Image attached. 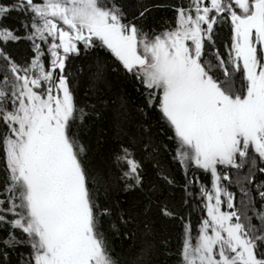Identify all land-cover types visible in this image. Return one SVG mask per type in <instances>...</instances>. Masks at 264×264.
I'll list each match as a JSON object with an SVG mask.
<instances>
[{
    "label": "snow or ice",
    "instance_id": "obj_1",
    "mask_svg": "<svg viewBox=\"0 0 264 264\" xmlns=\"http://www.w3.org/2000/svg\"><path fill=\"white\" fill-rule=\"evenodd\" d=\"M161 255L264 264V0H0V264Z\"/></svg>",
    "mask_w": 264,
    "mask_h": 264
},
{
    "label": "trees",
    "instance_id": "obj_2",
    "mask_svg": "<svg viewBox=\"0 0 264 264\" xmlns=\"http://www.w3.org/2000/svg\"><path fill=\"white\" fill-rule=\"evenodd\" d=\"M172 16V12L170 10H166V11H161V10H157L154 13V21L155 22H159L162 19H166ZM225 37L227 36V30H224ZM12 51V50H11ZM13 53V52H12ZM114 91L116 90L115 88L113 89ZM128 91L131 92V88H128ZM133 99H136L135 94L133 93ZM130 131L135 132L136 129L134 127H130L129 128ZM96 133H103V140L102 142L97 145L95 142V139H93L92 141V153L91 155L93 156L94 162L101 165V166H107L111 163L110 160V155H111V148L113 147V132L111 130V126L108 123H103L101 125H99V127H97L94 130ZM158 130L156 128L153 129V132L156 133ZM157 138H161L163 142H167V137L164 135H160ZM163 159H165L166 161H168L169 163L171 162V157L165 155L163 157ZM173 169L176 171V174L178 176H180V172L178 171V169L176 168V166H172ZM206 181V178H203ZM115 195L119 196L121 199H123L124 194L123 193H119L117 192ZM197 215H199V213H197ZM172 231L175 233L172 235ZM179 229L177 227H173V226H169V231L167 233H165L166 236H170L171 238V247L173 249H175L177 246L173 243L174 242V237H176L177 233H178ZM115 245H116V253L120 254L122 251L126 250L127 248H121L120 247V241L116 240L115 241ZM21 251H26L25 249H21ZM121 255V254H120ZM161 264H175V259L174 258H165L163 255L159 258Z\"/></svg>",
    "mask_w": 264,
    "mask_h": 264
},
{
    "label": "rangeland",
    "instance_id": "obj_3",
    "mask_svg": "<svg viewBox=\"0 0 264 264\" xmlns=\"http://www.w3.org/2000/svg\"><path fill=\"white\" fill-rule=\"evenodd\" d=\"M159 2L161 3H164V2H171V0H159ZM175 2L179 3V0H175ZM161 11H166L167 9H160ZM225 38V34H222V39ZM12 52H13V55L17 56V58H22L23 55H24V52H25V45L21 44V45H16V46H13L11 48ZM161 138H157L156 142L157 143H160L161 142ZM174 170V169H173ZM175 171V170H174ZM197 215V214H196ZM198 216V215H197ZM195 219V217H194ZM175 234L173 231H172V235ZM176 246H177V240H176V237H174V242H173ZM123 257L125 258H130L134 255L133 252L129 251L128 249L122 251L120 253ZM162 256V255H161ZM160 256V257H161ZM159 257V258H160Z\"/></svg>",
    "mask_w": 264,
    "mask_h": 264
}]
</instances>
